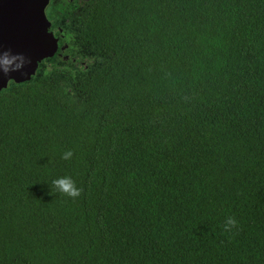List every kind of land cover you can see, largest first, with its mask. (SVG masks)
<instances>
[{
  "label": "trees",
  "instance_id": "trees-1",
  "mask_svg": "<svg viewBox=\"0 0 264 264\" xmlns=\"http://www.w3.org/2000/svg\"><path fill=\"white\" fill-rule=\"evenodd\" d=\"M51 1L87 68L0 92V264H264V0Z\"/></svg>",
  "mask_w": 264,
  "mask_h": 264
},
{
  "label": "water",
  "instance_id": "water-1",
  "mask_svg": "<svg viewBox=\"0 0 264 264\" xmlns=\"http://www.w3.org/2000/svg\"><path fill=\"white\" fill-rule=\"evenodd\" d=\"M51 0H0V92L11 82L25 84L40 65L60 57L67 45L55 37L49 16ZM60 44L63 45L59 52Z\"/></svg>",
  "mask_w": 264,
  "mask_h": 264
},
{
  "label": "flooded vegetation",
  "instance_id": "flooded-vegetation-1",
  "mask_svg": "<svg viewBox=\"0 0 264 264\" xmlns=\"http://www.w3.org/2000/svg\"><path fill=\"white\" fill-rule=\"evenodd\" d=\"M52 30L54 32L55 37L57 38H61V37H65V31L64 29H62L60 26H58L57 28L54 27V25L52 26ZM64 45V44H63ZM60 44V49L59 52H61V48L62 46ZM65 45H67L66 50L62 53L61 56V60L66 63L68 65L69 68H75V69H80V68H87V62L86 60H81L80 57V52L75 50L74 47H72L71 45H69L68 43H66ZM76 55V56H75ZM60 58V57H59ZM71 65V66H70ZM39 71V70H38ZM37 71V72H38Z\"/></svg>",
  "mask_w": 264,
  "mask_h": 264
},
{
  "label": "clouds",
  "instance_id": "clouds-1",
  "mask_svg": "<svg viewBox=\"0 0 264 264\" xmlns=\"http://www.w3.org/2000/svg\"><path fill=\"white\" fill-rule=\"evenodd\" d=\"M73 153L68 151L64 154V159H70ZM53 184L58 188L61 193L66 194L69 197L76 198L81 194V189L77 188L75 182L71 177H61L53 181ZM229 224L235 226L236 221L234 219L229 220Z\"/></svg>",
  "mask_w": 264,
  "mask_h": 264
}]
</instances>
